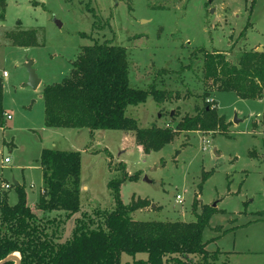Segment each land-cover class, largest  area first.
<instances>
[{
  "label": "rangeland",
  "instance_id": "1",
  "mask_svg": "<svg viewBox=\"0 0 264 264\" xmlns=\"http://www.w3.org/2000/svg\"><path fill=\"white\" fill-rule=\"evenodd\" d=\"M5 2L0 82L12 119L6 114L8 126L0 127V198L8 194L9 204H16L18 182L27 204L37 211V222L56 242H64L72 238L77 218H91L88 223L95 228L105 211L115 209L109 183L122 178L123 162L129 174H138L121 185L123 203L131 205L138 198L148 203L132 213L133 219L192 222L194 211L200 213L203 206L223 210L211 216L203 231L207 249L214 254L210 262L264 264V98L244 100L231 91L211 92L205 104L225 116L227 132H181L150 153L122 130L47 128L43 101L45 86L70 74L83 46L110 40L127 49L132 87L153 85L181 97L158 103L151 96L145 103L128 106L127 116L141 127H165L174 116L179 121L194 115L196 107L204 105L206 90L199 50H219L232 64L243 52L259 47L264 52V0ZM31 29L37 31L36 46L13 45L6 36L9 31ZM28 61L41 79L37 89L26 85ZM65 135L81 152V212L74 218L64 211L43 213L36 208L43 185L41 151L70 150L72 143L67 144ZM203 176L208 179L201 188ZM175 194L183 196L181 204ZM133 262L130 255L121 256L122 264Z\"/></svg>",
  "mask_w": 264,
  "mask_h": 264
},
{
  "label": "trees",
  "instance_id": "2",
  "mask_svg": "<svg viewBox=\"0 0 264 264\" xmlns=\"http://www.w3.org/2000/svg\"><path fill=\"white\" fill-rule=\"evenodd\" d=\"M5 0H0V21L5 19ZM13 45L36 46L37 31L7 32ZM203 54L204 105L196 107L194 115H185L179 121L172 117L167 126L156 124L141 127L135 118L126 114L130 105L145 103L153 97L158 103L181 99L179 92L147 89L130 85L127 49L113 41L85 45L72 63L70 74L61 82L45 86L43 91L44 123L47 128H88L122 130L132 133L145 153L159 151L181 132H227L225 116L212 105L205 104L208 95L216 91H231L244 100L264 98V52L247 51L232 64L227 54L206 49ZM4 87L0 82V127L6 126ZM254 157V155H251ZM43 173V188L37 203L42 211H64L69 218L81 212V152L43 148L39 159ZM123 176L110 181L115 198V209L103 213V220L92 228L93 220L76 219L72 238L56 242L37 222L36 213L27 204L24 189L17 184L18 201L8 202V194L0 198V262L11 254H18L20 264H122L121 256L134 258L133 264H212V252L203 240V231L217 212L203 206L194 211L195 221H138L132 213L148 203L143 199L125 205L121 199V185L135 180L138 174H129L121 164ZM208 177L203 176L201 188ZM193 208L198 203L193 201ZM86 216V215H85ZM139 253L146 258L136 259ZM216 254V252H215Z\"/></svg>",
  "mask_w": 264,
  "mask_h": 264
},
{
  "label": "water",
  "instance_id": "3",
  "mask_svg": "<svg viewBox=\"0 0 264 264\" xmlns=\"http://www.w3.org/2000/svg\"><path fill=\"white\" fill-rule=\"evenodd\" d=\"M57 24L59 26H62V24L59 21H56ZM259 52L263 51L262 47H259L258 49ZM26 68L28 70L29 73V80L27 82V86L32 87L33 89H37L39 87V85L41 84V79L38 77L35 69L33 68V62L32 61H28V63L26 64ZM235 122H239V119L236 117L235 118ZM146 181H149L147 178H145ZM18 182L15 181V185H17ZM213 206H216V204L214 203ZM5 260H13L15 261L16 264H20L21 263V258L18 254H11L10 256H8ZM1 264V262H0Z\"/></svg>",
  "mask_w": 264,
  "mask_h": 264
},
{
  "label": "crops",
  "instance_id": "4",
  "mask_svg": "<svg viewBox=\"0 0 264 264\" xmlns=\"http://www.w3.org/2000/svg\"><path fill=\"white\" fill-rule=\"evenodd\" d=\"M6 110V109H5ZM6 114L7 115H10L8 112H7V110H6ZM10 119H12V117L10 118ZM10 119H7V120H10ZM8 126V121H6V126L4 127V128H6ZM2 128V127H1ZM52 129H82V128H52ZM88 129V128H87ZM91 132V131H90ZM125 133H127V134H131V136H133V134L132 133H128V132H125ZM63 138H65V140H67L68 139V136L67 135H65V136H63ZM69 143H72V141H69V140H67V144L69 145ZM11 145H14V143H10ZM66 151H78V150H75L74 148H73V143H72V145H71V148H70V150H66ZM42 188H43V185L41 186V191H42ZM87 188V187H86ZM41 191H40V194H41ZM40 198V197H39ZM36 208H37V206H36ZM35 213H37V211H35V209H33V208H31ZM43 212V211H42ZM44 212H47V211H44ZM43 212V213H44ZM128 255V254H127ZM139 255H142V256H144L143 258H146V254H144V253H139V254H137L136 255V257L137 256H139ZM135 257V258H136Z\"/></svg>",
  "mask_w": 264,
  "mask_h": 264
},
{
  "label": "built area",
  "instance_id": "5",
  "mask_svg": "<svg viewBox=\"0 0 264 264\" xmlns=\"http://www.w3.org/2000/svg\"><path fill=\"white\" fill-rule=\"evenodd\" d=\"M5 75H6V73H5ZM10 118H11V115H7V119H10ZM9 161H10L9 158L5 159V162H9ZM4 187L9 188L10 186L8 184H5ZM175 198H176V201L180 204L184 201L183 196L180 194H175Z\"/></svg>",
  "mask_w": 264,
  "mask_h": 264
}]
</instances>
